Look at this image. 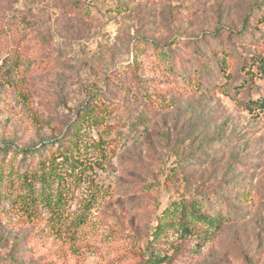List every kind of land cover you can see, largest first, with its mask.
Wrapping results in <instances>:
<instances>
[{"label": "rangeland", "instance_id": "374dc122", "mask_svg": "<svg viewBox=\"0 0 264 264\" xmlns=\"http://www.w3.org/2000/svg\"><path fill=\"white\" fill-rule=\"evenodd\" d=\"M262 96L264 0H0V264H264Z\"/></svg>", "mask_w": 264, "mask_h": 264}, {"label": "trees", "instance_id": "16d2710c", "mask_svg": "<svg viewBox=\"0 0 264 264\" xmlns=\"http://www.w3.org/2000/svg\"><path fill=\"white\" fill-rule=\"evenodd\" d=\"M96 99V98H95ZM250 110H252V107L254 109H260V111H264V97H260L257 98L256 100H252L250 102ZM93 110V106L92 105H88L85 108V111L83 113V115H80V117H77L75 120V123L73 124V126H79L82 123V119H85L84 116H86L87 114H90L91 111ZM255 111V110H254ZM74 137V134H70V133H66L64 135V138L62 140V142L60 143L61 139L59 138L55 143L58 144V147H60L65 141H71V139ZM9 151H15L16 153H23L24 154V158L25 159H31V160H36L35 162L32 163H41V164H45L46 160L43 159L44 157H40L39 155H44V150L41 151V147L37 148V147H33V148H23V149H18V148H11V147H0V154H5ZM60 152L62 150H59ZM67 151H65L62 155H67L66 154ZM68 158V156H66ZM34 171H38L37 167H35L34 164L31 165V168ZM34 174H37L38 172H33ZM47 172H41L40 176H42V178L44 179L46 177ZM161 260L158 259L156 261V264H161Z\"/></svg>", "mask_w": 264, "mask_h": 264}]
</instances>
